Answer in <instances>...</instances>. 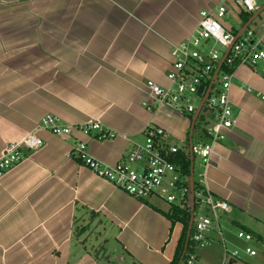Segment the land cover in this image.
Wrapping results in <instances>:
<instances>
[{"label":"crops","instance_id":"obj_1","mask_svg":"<svg viewBox=\"0 0 264 264\" xmlns=\"http://www.w3.org/2000/svg\"><path fill=\"white\" fill-rule=\"evenodd\" d=\"M216 6L217 0H0V156L27 135L42 141L0 178V264L172 261L183 229L166 217L172 205L132 198L67 155L82 142L93 159L114 165L143 143L147 126L189 155L195 113L154 106L144 84L169 86L171 48L191 39L200 12L213 14ZM255 6L252 14L239 9L241 16L230 5L221 23L234 41L251 31L264 47V0ZM228 96L237 124L213 146L204 187L229 207L218 222L225 248L242 249L238 231L264 241V60L255 69L237 65ZM48 115L71 128L98 122L117 136H54L41 128ZM196 122L192 147L202 138ZM192 158L195 180L193 152ZM207 239L196 264H221L216 228ZM244 256L236 262L246 263Z\"/></svg>","mask_w":264,"mask_h":264},{"label":"built area","instance_id":"obj_2","mask_svg":"<svg viewBox=\"0 0 264 264\" xmlns=\"http://www.w3.org/2000/svg\"><path fill=\"white\" fill-rule=\"evenodd\" d=\"M230 5H235L247 14H252L256 10L254 0H217L213 14L200 12L196 34L171 48L172 68L166 75L169 86L161 88L152 81H146L144 84L154 106L165 105L179 114L192 116L202 103L201 112L209 114V118L201 121L207 142L205 144L199 142L192 147V152L198 159L194 181L199 185L198 191L194 190V201L196 199L198 209L196 212L193 211L191 229V240L196 250L193 253H185L180 264H196V251L208 245L207 235L214 228L217 229L223 249L221 264L241 259L237 250L228 251L225 248L219 229L220 214L229 209L227 203L213 197L204 187V170L211 161L213 146L223 141L225 133L237 124L228 96L234 70L240 64H249L255 69L256 64L264 60V47L260 46V40L253 41V32L246 31L234 41L233 36L223 27L221 21L228 15ZM262 33L264 35V25ZM219 49H224V52L221 53ZM223 57L221 66L225 64L231 71L222 72L220 66L213 86L204 98L207 89L204 84L212 81ZM200 86H204V89L202 94L198 95L197 90ZM194 97L199 99L197 104H194ZM145 106L147 110H151L149 105ZM41 128L61 138L70 136L73 130L87 136L95 132L96 139L102 141L117 136L98 122H88L71 128L60 124L56 117L50 115L42 119ZM164 138L162 129L147 126L144 130L143 143L134 145L124 158L114 165H105L93 159L82 142L74 145L67 158L77 161L97 178L109 182L137 200L157 197L170 205L186 204L190 198V188L182 185L178 168L169 160L170 156L179 152V149L167 146ZM41 146L42 141L31 134L20 143L7 145L0 156V178L21 160L22 152L35 150ZM236 239L244 243L253 241L252 235L243 231L236 233ZM243 248L241 252L247 257L257 255L252 248L246 246Z\"/></svg>","mask_w":264,"mask_h":264},{"label":"trees","instance_id":"obj_3","mask_svg":"<svg viewBox=\"0 0 264 264\" xmlns=\"http://www.w3.org/2000/svg\"><path fill=\"white\" fill-rule=\"evenodd\" d=\"M230 9V7H229ZM232 12L234 11V13L237 11L238 15L243 14V12H241L238 7H234L231 8ZM247 14V13H245ZM223 25V24H222ZM224 27V26H223ZM221 71L222 72H229L231 71V68H228L225 64H223L221 66ZM210 81L206 82L204 85L206 87H208ZM201 120H203V117L200 116L196 122V126L201 125ZM202 137H204V130H202ZM170 162L176 166L181 174V179H182V185L184 187H188L189 183V177H190V168H191V161L189 158V155L185 152H177L176 154H173L172 156H170L169 158ZM195 181V180H194ZM199 189V185L197 184V182L194 183V190L197 192ZM188 203H190V200L188 198ZM188 203H184V204H173L170 207L169 212L166 214V217L168 218V220L174 224V223H180L183 226L182 229V234L181 237L177 243L176 246V250L174 253V257L172 259V261L169 264H178L181 260V257L183 256V252H184V246H185V239H186V232H187V228H188V222H189V204ZM198 209V204L196 203V199L194 201V212H196ZM191 235H192V230L190 232V238L188 241V245L186 248V254L188 253H193L196 250V246L195 244L192 242L191 240Z\"/></svg>","mask_w":264,"mask_h":264},{"label":"water","instance_id":"obj_4","mask_svg":"<svg viewBox=\"0 0 264 264\" xmlns=\"http://www.w3.org/2000/svg\"><path fill=\"white\" fill-rule=\"evenodd\" d=\"M226 55V54H225ZM224 55V57H225ZM224 57L222 58L220 64L218 65L214 75H213V78H212V81H211V85L208 87L206 93L204 94V98L208 95V91L210 90L216 76H217V73L220 69V66L224 60ZM203 89H204V86H200L197 90V94L198 95H201L202 92H203ZM203 98V99H204ZM201 106H202V103H200L199 107L197 108L193 118H192V124H191V130H190V135H189V157H190V161H191V168H190V177H189V188H190V203H189V222H188V228H187V232H186V239H185V246H184V252H183V256L186 252V248H187V245H188V241H189V238H190V232H191V229H192V224H193V211H194V180H193V158H192V141H191V137H192V131H193V127H194V124L201 112ZM183 256L181 257V260L183 258ZM180 260V262H181ZM180 262L178 264H180Z\"/></svg>","mask_w":264,"mask_h":264},{"label":"rangeland","instance_id":"obj_5","mask_svg":"<svg viewBox=\"0 0 264 264\" xmlns=\"http://www.w3.org/2000/svg\"><path fill=\"white\" fill-rule=\"evenodd\" d=\"M255 2H256V4H260L261 2H263V0H255ZM205 50H207V49H205ZM219 50H220L221 53L224 52V49H219ZM215 88H216V86H215ZM193 100H194V104H197V102H198L199 99L197 97H194ZM199 139H200L201 144L202 143L205 144L207 142V139H205L203 137L202 138H199ZM143 140H144V138H143ZM197 165H198V160L196 159L194 161V166L196 168L195 169V172H197ZM244 245L246 247L252 248L257 253V257L256 258H250V257L249 258H245L244 261L246 263H251L250 261H252L255 264H264V241H263V243L249 242V243H244ZM238 246H240V245H236V247H235L231 243H227L226 244V247H227V250L228 251L237 250L240 253L241 258H244L245 256L240 251L241 248L238 247ZM243 249L244 248H242V250ZM215 253H216V257L217 258L218 257H221V255H223V249L221 248V246L220 247L219 246L216 247ZM213 259H215V258H213ZM246 263H243L242 261H239V262H236L235 264H246Z\"/></svg>","mask_w":264,"mask_h":264}]
</instances>
